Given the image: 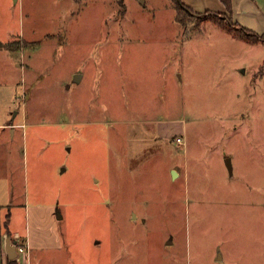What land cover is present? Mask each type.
I'll list each match as a JSON object with an SVG mask.
<instances>
[{
  "label": "rangeland",
  "instance_id": "obj_1",
  "mask_svg": "<svg viewBox=\"0 0 264 264\" xmlns=\"http://www.w3.org/2000/svg\"><path fill=\"white\" fill-rule=\"evenodd\" d=\"M178 9L174 0H0V101L17 122L28 110L48 156L42 184L29 158L26 204L48 257L57 225L64 263L264 264V44ZM131 79L146 86L133 90ZM147 118L186 128L162 131Z\"/></svg>",
  "mask_w": 264,
  "mask_h": 264
},
{
  "label": "crops",
  "instance_id": "obj_2",
  "mask_svg": "<svg viewBox=\"0 0 264 264\" xmlns=\"http://www.w3.org/2000/svg\"><path fill=\"white\" fill-rule=\"evenodd\" d=\"M181 1L191 9V15L194 18L204 16L206 13L215 15L226 13V7L220 0ZM232 2L233 11L231 17L233 18L234 23H237L251 31L253 30L254 32H257L259 34H264V0H232ZM161 10L165 11L163 9H160V12H162ZM170 17L174 22H176V14H171ZM9 53H13L15 55L19 54L14 52ZM20 54L23 53L20 52ZM16 66H18V63L16 64ZM24 71L27 72V70L25 69ZM67 80L64 82H67ZM140 81L141 79L129 80V82H131L133 90H135L137 86H146L144 83H139ZM6 84L7 81L0 79L1 92L4 91V88L2 87ZM24 86L37 85H35V83L29 85V83L25 82ZM9 106L10 103L5 105L3 101H0V264H32L33 258H37L40 264L43 261L44 264H84V256H78V260H75L77 259V256H75V258L68 257V259L64 263V259L62 258L61 254L66 252L69 256V243H65L64 238L61 236V229L59 230V227H57V225H55V228H53V235L57 239V242L53 244L55 245L54 250L57 252L56 258L48 257L45 253V250H48V248L39 247L41 245L35 242L34 238H32L33 234H39L40 236H42L41 239H43V237L45 236V232L43 233V227L36 228L37 231L33 230V232L31 229L32 218L30 215V209L26 205L31 200V162L29 161V158L30 156L33 157L34 162L32 172L33 174H38L40 176V179L38 176L37 181H40V183L42 184V182L45 181V178L41 180L42 177H44V163L46 162V160H48V156L44 154L45 147L40 148L38 146L41 140L38 132L35 131L33 133L32 138L34 147L30 148V146L27 144L29 140L32 139L29 131L31 127L28 122V110L26 109L25 113L22 115V121L17 122V115L20 112H17L14 117H12V111L7 110V108H10ZM118 108L119 106L117 104V109ZM145 121L146 126L149 123H155L157 125L156 127H158L162 131L182 130L186 128L184 124L185 121L183 122L182 119H169L156 123V120L147 118ZM15 141H17L16 146H14ZM35 143H37V147L35 146ZM40 169L43 171V174L41 173ZM54 183L55 181H50V185L52 187ZM36 189L38 192L42 193V187L36 186ZM61 192L62 191L59 188L57 190V193H55L54 191L55 198L53 199V202L59 201L60 195L62 196ZM36 202L43 204L46 202V200H37ZM13 210L14 212L19 211L22 213L21 223L25 225L24 230H21L14 223L15 217L13 218ZM56 216L57 214L54 213L53 219L56 218ZM62 218L63 217L61 216V218L59 219ZM59 219L56 218V221H59ZM38 222L41 224L40 221ZM6 225H8V227H6ZM9 226L11 227V229H9ZM98 244L100 243H94L93 249L97 248ZM22 246L24 247V252L20 253L18 252V248ZM75 247H77V245L72 243L71 248ZM37 251H43L45 253V256L36 255L35 253ZM97 261L99 264H102L101 259H98ZM113 263L114 261L112 259H109L108 264Z\"/></svg>",
  "mask_w": 264,
  "mask_h": 264
},
{
  "label": "trees",
  "instance_id": "obj_3",
  "mask_svg": "<svg viewBox=\"0 0 264 264\" xmlns=\"http://www.w3.org/2000/svg\"><path fill=\"white\" fill-rule=\"evenodd\" d=\"M224 3L226 7V13H220L218 15L206 13L203 18L208 19V16H211V20L214 21V23L219 26L220 28L226 30L229 34H231L234 37H238L250 44L252 43H262L264 44V34H259L257 32H254L253 30H249L239 24H235L233 21V18L231 17L232 11H233V2L232 0H220ZM175 4L178 6L179 14L182 12H186L187 14H191V9L183 3L181 0H174ZM213 16V17H212ZM4 48V46H1ZM261 73H264V65L261 67L260 70Z\"/></svg>",
  "mask_w": 264,
  "mask_h": 264
},
{
  "label": "water",
  "instance_id": "obj_4",
  "mask_svg": "<svg viewBox=\"0 0 264 264\" xmlns=\"http://www.w3.org/2000/svg\"><path fill=\"white\" fill-rule=\"evenodd\" d=\"M226 166L228 168V170L230 171V174L233 175V164H232V159L231 158H227L226 159ZM173 172V177L177 178L179 176V173L176 171H172Z\"/></svg>",
  "mask_w": 264,
  "mask_h": 264
},
{
  "label": "built area",
  "instance_id": "obj_5",
  "mask_svg": "<svg viewBox=\"0 0 264 264\" xmlns=\"http://www.w3.org/2000/svg\"><path fill=\"white\" fill-rule=\"evenodd\" d=\"M177 142H178V144H183L182 138L179 137V139H177ZM18 252H20V253L24 252V247L23 246L19 247Z\"/></svg>",
  "mask_w": 264,
  "mask_h": 264
}]
</instances>
